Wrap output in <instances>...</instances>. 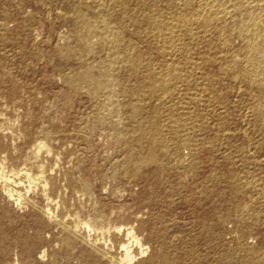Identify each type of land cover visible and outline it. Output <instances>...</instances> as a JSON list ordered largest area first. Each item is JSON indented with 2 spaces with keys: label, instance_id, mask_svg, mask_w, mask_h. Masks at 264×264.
<instances>
[{
  "label": "rangeland",
  "instance_id": "374dc122",
  "mask_svg": "<svg viewBox=\"0 0 264 264\" xmlns=\"http://www.w3.org/2000/svg\"><path fill=\"white\" fill-rule=\"evenodd\" d=\"M180 8L0 0V264H114L129 228L147 248L142 257L132 244L139 263L236 264L243 254L264 264V200L245 187L264 188V121L254 116L264 95L221 70L243 64L233 38L209 35L212 65L187 74L184 37L165 26ZM78 13L89 38L77 39Z\"/></svg>",
  "mask_w": 264,
  "mask_h": 264
},
{
  "label": "bare ground",
  "instance_id": "6f19581e",
  "mask_svg": "<svg viewBox=\"0 0 264 264\" xmlns=\"http://www.w3.org/2000/svg\"><path fill=\"white\" fill-rule=\"evenodd\" d=\"M193 2L196 3L195 7L193 6ZM77 17H78V21H79L78 22L79 30L77 33V39H84V38L91 37L93 35L91 22L86 17H84L81 13H78ZM165 17H167V16H165ZM144 21L149 22L150 24H153V26H156V30L159 27L163 26V22H160L157 19H152V18L149 19V17H145ZM132 22L134 23V20H132ZM165 26L170 31V35H172L175 31H179L182 34V36L184 37V44L180 48L182 51V56H183L182 64H184V65H182V64L181 65L185 68V70L187 71V74L189 76H191L192 73H194L195 71L203 69L204 66L207 67V65L208 66L212 65V59L210 57L206 58L205 56H203L204 52H202L204 44H207L206 47H207L208 51L211 49L212 45H210V42H207V38L209 35H212V37L218 39V41H220V43H222L223 45H227L226 43H227L228 38L235 39L238 42L237 51H238V54L242 58L243 64L241 65L239 63H236V64L234 63L233 65L223 66V68L221 70L225 71L227 73H228V71L231 73H237L239 76H241V78L243 80L242 83L246 84V86L251 91L258 93L260 96L264 95V0H181V8L179 10V13L176 16H174L173 21H171L170 23H168V25H165ZM110 39H112V38H110ZM113 39H114V43L116 44V47H118L117 43H118L119 35L117 32L114 33ZM171 40L172 39H170V41ZM173 40H174V38H173ZM236 41H235V43H236ZM179 46H181V45H179ZM173 47H174V45H173ZM225 47L227 48L228 46H225ZM170 50H171V48H170ZM119 54H121V53H119ZM236 57H238V56H236ZM175 67H176V65H175ZM205 68H204V71H205ZM175 69L172 70L170 77L174 76V74L177 73L176 72L177 69L176 70ZM165 72L170 74L168 71H165ZM165 72L162 74L166 78V76H168V75H165L166 74ZM178 76H179V74H178ZM167 79L171 80V78H167ZM178 79L181 80L183 78L181 77V79H180L178 77ZM206 79H209V78H206ZM173 80H175V79H173ZM191 80H189V81L192 82ZM190 82H187V83H190ZM160 84L161 85H158V86H163L164 81L160 80ZM188 86H189V84H188ZM190 87L191 86H189V88ZM161 88H163V91H165L164 87H161ZM96 90H98V88ZM195 91H197V90H195ZM165 93H167V92L165 91L164 94ZM248 93H251V92H248ZM194 96H196V95H194ZM261 98L264 99V96ZM251 100H252V98H251ZM252 101H251V103H252ZM254 104H255V102H254ZM257 104L258 103H256L255 105L258 106L259 104L258 105ZM262 104H263V102H262ZM248 107H250L249 109L253 108L252 105H250ZM258 108L259 107H257V108L255 107V109H256V111H255L256 113L254 112L256 114V115H254L255 120L257 122H263L264 121V114H263L264 110L262 112ZM263 109H264V107H263ZM174 117L175 116L171 117L172 120H171V118H170V120L173 124H177L178 118L176 119V117H175V119H173ZM178 121H180V120H178ZM179 123H181V122H179ZM151 125H152L151 131L149 132L150 137H151L150 139H152V141L154 139V142H155L156 137H158L160 135V129H161V128H159L160 124H159L158 113L153 116ZM173 126H175V125H173ZM161 131H162V129H161ZM151 142H150V144H151ZM262 143L264 145V141ZM153 144H155V143H153ZM151 149H152V147H151ZM163 149H164V147H163ZM163 149H162V151H163ZM165 151H166V149H165ZM163 154H166V153L164 152ZM157 157H159V156H157ZM175 157H176V155L174 156V158ZM156 159H158V158H156ZM154 160H155V157H154ZM154 160H152V161H154ZM247 160H249V159H247ZM155 162H156V160H155ZM256 163H257V161H255V160L252 161V163H250V165L248 164V166H249L248 169H250V166H252L253 169L258 168L257 167L258 165ZM190 165H189V167H190ZM129 167H131V166H129ZM133 168L137 169L139 167L134 166ZM259 168H260V166H259ZM249 173H252V172L249 171ZM229 174L232 175L233 173L229 172ZM233 182L234 183L231 184V186L233 187V190L235 188H236V190H239L241 187H243V186L239 185L237 180L234 179ZM245 187H248L252 191L257 192V194L260 195L261 198L264 200V188H261L260 186L252 185V184H248V185L246 184ZM8 194H9L10 198H14V200L17 204L20 202V200L22 198L19 193L13 192L12 189L8 190ZM205 196H206V194H205ZM201 197H203V196H201ZM263 204H264V201H263ZM252 216L254 217V215H252ZM127 236L132 239V241H131L132 243H130V242H129V244L123 243V245H121L120 251L123 252V257L120 258V260L114 262V264H134L135 262H137V264H171L168 261V259H166V257H164L165 255L161 256V258H159V257L150 258V260L148 259L149 262H146V263H145V261H148V260H145V261L142 260L144 263H139L138 259H136V256L132 255L131 251H133V250H131V248H133V246L135 245V247H137L139 250L140 256H142V257L147 253V248H144V246L142 245L140 240L132 232V229L129 228V232H127ZM132 244H134V245L132 246ZM238 245H239V243H238ZM241 246H240V248L242 249ZM252 248H251L252 254L250 253L251 256L252 255L255 256V255L260 253L257 251V249H252ZM241 251L239 250V252H241ZM231 254H232V252H231ZM233 255H231V256H233ZM238 256L239 257L237 258V260L235 262L236 264H254V263H252L254 261L248 262L250 259L248 260V258L243 256V254L241 256L240 255H238ZM149 257H151V255ZM235 257H237V256H235ZM256 261H255V264H256Z\"/></svg>",
  "mask_w": 264,
  "mask_h": 264
}]
</instances>
